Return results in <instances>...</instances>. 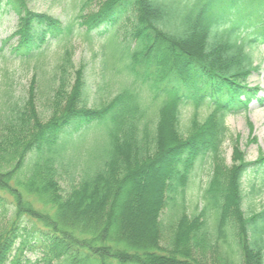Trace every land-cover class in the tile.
Instances as JSON below:
<instances>
[{
    "label": "trees",
    "instance_id": "obj_1",
    "mask_svg": "<svg viewBox=\"0 0 264 264\" xmlns=\"http://www.w3.org/2000/svg\"><path fill=\"white\" fill-rule=\"evenodd\" d=\"M28 2L0 0V16L19 18L1 51L9 44L37 67L53 39L66 43L51 116L38 111L34 86L21 100L4 89L0 264H264V210L247 215L243 204V178L264 170V155L247 160L236 136L235 164L222 158L227 115L257 98L248 79L260 68L264 0H83L68 24ZM75 25L121 52L117 90L99 106H89L85 67L74 66ZM206 164L212 175L195 205L203 207L191 216L192 172ZM148 171L159 175L149 201L140 196Z\"/></svg>",
    "mask_w": 264,
    "mask_h": 264
},
{
    "label": "rangeland",
    "instance_id": "obj_2",
    "mask_svg": "<svg viewBox=\"0 0 264 264\" xmlns=\"http://www.w3.org/2000/svg\"><path fill=\"white\" fill-rule=\"evenodd\" d=\"M83 0H29L28 7L38 11L54 15L63 21V23H69L74 20L78 15L80 6ZM96 5V3L94 4ZM231 16V15H230ZM237 15L233 13L231 20H236ZM18 22V16L9 11L0 17V106L1 103L7 98L4 94V89L13 94L12 100L23 99L29 93L30 88H35V96L37 100L38 111L43 114L44 118L51 116V99L54 94V88L56 86L55 66L59 62L60 56L64 51L65 43L62 41L57 42L53 39V42L46 49L45 55L41 58L38 66L35 67L34 60L32 64L24 61L11 54V48L5 46L4 51H1L2 40L9 38V35L16 29ZM74 37L71 38V45H73L74 51V66L77 68L85 67V78L87 89L89 106L95 107L101 105L103 101L109 100L111 96L116 92L115 82L118 80L116 71L119 69V58L121 52L115 44L102 42L103 38L97 36L98 33H94L93 41H88L85 38V28L75 25ZM14 42V40H13ZM254 57L256 63L261 64L259 71L249 78L248 82L252 87L258 85L260 87L259 96L264 97V46H255ZM33 79H36L33 80ZM9 100V98H8ZM8 105V104H7ZM6 105V107H7ZM193 107L184 109L182 111V118L184 126L190 116L193 113ZM207 111V107H202L199 115ZM251 123L254 126L252 131ZM226 124L229 127V137L222 148V158L226 165L231 167L235 164L233 160L234 149L232 146V137L236 136L240 138L239 149L246 155V159L249 161H256L259 156L264 155V104H259L256 100L252 103L250 110L246 113H238L234 115H228ZM96 131L98 135L101 134L102 142L105 141L106 129L103 126L98 127ZM92 131V130H91ZM93 133L90 132L87 136V140ZM96 138V139H97ZM255 139V141H253ZM198 166L192 172L190 188L187 191V212L189 215L199 213L202 209L197 210L196 200L200 199L201 186L207 185L212 172L209 169V165L206 164L203 168L202 174L199 175ZM201 173V172H200ZM148 183L145 187L141 188L140 196L142 194L146 196L149 201L154 199L156 189L158 188L159 175L148 171ZM243 193L244 198V211L247 215H250L252 211L260 212L264 210V173L256 172L253 169H249L248 173L243 178ZM254 183L257 187L256 194L250 193L251 184ZM64 187L68 188L66 181H62ZM127 195L123 198L126 200ZM205 205V202H204ZM168 210L165 209L162 214L163 221L168 219L166 214ZM165 223V221H164ZM167 235L170 231L166 230ZM209 261L213 256L211 251L208 253Z\"/></svg>",
    "mask_w": 264,
    "mask_h": 264
}]
</instances>
